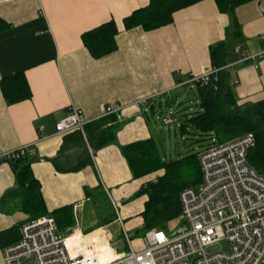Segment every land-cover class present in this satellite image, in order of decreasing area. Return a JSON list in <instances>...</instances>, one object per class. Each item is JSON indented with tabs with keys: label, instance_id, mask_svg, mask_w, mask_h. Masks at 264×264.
<instances>
[{
	"label": "crops",
	"instance_id": "0c3cea01",
	"mask_svg": "<svg viewBox=\"0 0 264 264\" xmlns=\"http://www.w3.org/2000/svg\"><path fill=\"white\" fill-rule=\"evenodd\" d=\"M149 1L0 0V19L10 27L0 33V81L23 73L31 92L30 99L8 104L0 87V157L29 149L26 157L47 212L71 210L73 224L63 237H69L71 248L81 241L93 244L101 261L111 260L114 249L117 253L126 249L124 231L132 240L141 230L140 214L147 198L138 192L163 173L133 177L122 148L154 141L149 113L154 114L161 99L172 92L191 88L187 84L191 77L211 70L210 46L226 39L231 44L236 60L227 64H232L227 71L230 82L237 81L233 89L237 104L264 100V0L235 10L237 36L230 16L219 12L214 0H199L176 11L170 24L156 30L125 29L123 20ZM109 21L116 25V49L94 58L81 36ZM238 46L244 60L234 53ZM71 107L82 111L85 127L95 123L105 127L103 120L114 116L112 124H107L113 141L93 150L85 128L80 136L78 132L56 134L55 124ZM106 107L118 112L104 116ZM40 126L44 127L41 132ZM84 160L89 162L74 171ZM15 188L10 164L1 162L0 234L12 228L20 234V227L28 222L18 200L11 197ZM102 200L110 201L113 214L94 218L91 202L99 207L97 202ZM87 206L89 211L83 212ZM77 213L82 218L76 223ZM5 238H0V264H8L4 249L18 242L7 244ZM132 244L135 247L133 240Z\"/></svg>",
	"mask_w": 264,
	"mask_h": 264
},
{
	"label": "built area",
	"instance_id": "2783aa9c",
	"mask_svg": "<svg viewBox=\"0 0 264 264\" xmlns=\"http://www.w3.org/2000/svg\"><path fill=\"white\" fill-rule=\"evenodd\" d=\"M241 48H234V53L244 60ZM218 71L211 69L202 76H193L187 84L191 88L207 85ZM230 84L234 87L237 81ZM117 112L116 108L106 107L103 115ZM162 122L169 127L177 125L178 119L168 113ZM86 123L82 111L71 107L54 129L58 135L84 134ZM43 129L40 126L38 131ZM254 145L253 135L247 134L222 144L212 141L198 153L199 193L187 188L179 194L181 220L187 225L180 234L169 236L177 226L171 231L151 230L142 238V246L136 248L124 231L126 249L122 253L112 250L114 257L100 263L93 244L81 241L68 249L66 237L57 234L54 219L43 216L20 227V239L4 249V260L8 264H264V175L247 160ZM28 150L8 152L0 157V163L28 155ZM224 243L227 250L223 249Z\"/></svg>",
	"mask_w": 264,
	"mask_h": 264
},
{
	"label": "trees",
	"instance_id": "16d2710c",
	"mask_svg": "<svg viewBox=\"0 0 264 264\" xmlns=\"http://www.w3.org/2000/svg\"><path fill=\"white\" fill-rule=\"evenodd\" d=\"M199 0H150L149 4L123 20L125 29L141 27L144 31L156 30L170 24L172 15L181 9L196 4ZM257 0H214L219 12L230 16L234 35L239 31L234 17L235 10L243 4ZM9 25L0 19V33L9 29ZM117 29L114 21L106 22L81 36L84 47L94 58H102L116 49L115 37ZM211 69L219 71L207 85H195L197 110L176 116L181 125L182 135L186 132L197 136L196 142L204 140L222 144L252 134L255 145L247 153V160L258 173L264 175V100L250 105H238L234 96V87L230 84V72L225 69L227 64L236 60L230 42L226 39L209 48ZM221 69V70H220ZM0 87L8 104H14L31 97L30 89L23 73L1 79ZM188 107H185L187 109ZM114 118V116H113ZM112 117L104 119L105 127L92 124L85 127V135L93 150L103 148L113 141L111 126ZM78 136L79 132L77 133ZM200 138V139H199ZM200 152V151H199ZM189 154L179 159L166 162L161 156L152 139L136 142L122 148V154L135 178L149 176L162 171V175L148 180L140 189L138 196H146L143 211L140 214L144 233L171 231L181 220L179 194L187 188H193L201 182L198 166V153ZM24 155L10 160L16 177V188L12 198L18 200L19 209L32 221L43 216H51L57 228H69L73 224V216L69 208L49 214L46 210L39 182L33 177L30 161ZM89 160H84L74 171L80 170ZM137 196V195H136ZM64 212L65 215H59ZM6 237V243H16L20 239L18 229L12 228L0 234Z\"/></svg>",
	"mask_w": 264,
	"mask_h": 264
},
{
	"label": "rangeland",
	"instance_id": "374dc122",
	"mask_svg": "<svg viewBox=\"0 0 264 264\" xmlns=\"http://www.w3.org/2000/svg\"><path fill=\"white\" fill-rule=\"evenodd\" d=\"M169 96L170 97L162 98L161 106H156L154 114L149 113L148 116L151 126L154 129V143L161 156V159L164 161H172L184 155L195 154L196 152L202 151L204 148L211 144V141L205 138H202L204 140H201L197 143H193V140L198 138L197 136L191 134L181 135L179 129L181 121L179 120L177 125H170L169 127L164 125L162 122V118L168 113H173L175 116H180L187 110H197V107L195 105L198 103V100L196 98L195 86H193V88L183 87L172 92ZM176 98H178L177 102L175 101ZM185 107L188 108L184 110ZM193 191L195 194L199 193V184L193 187ZM109 202L107 200L97 202L99 207H97V205H94L96 201L94 203L91 202L92 215L94 216V218L103 219L104 217L113 214V209ZM89 209L90 206H87L86 208H84L83 212L89 211ZM81 218L82 213H77L74 219L77 223V221H79V219ZM64 230L65 229L63 228L57 229V234L61 237L65 236ZM101 234L103 235L104 233ZM106 234L108 235L109 233L106 232ZM144 235L145 233L143 232V230H140L137 234L134 233L132 240L134 241L136 248H140L142 246V238L144 237ZM86 243L88 242L86 241ZM117 248L120 251L121 246L119 245V247ZM223 249L227 250V246L225 243L223 244ZM115 250L117 251V249ZM211 250H215V248ZM21 261L26 262L23 259Z\"/></svg>",
	"mask_w": 264,
	"mask_h": 264
},
{
	"label": "water",
	"instance_id": "95a60500",
	"mask_svg": "<svg viewBox=\"0 0 264 264\" xmlns=\"http://www.w3.org/2000/svg\"><path fill=\"white\" fill-rule=\"evenodd\" d=\"M186 229H187L186 223L182 222L169 234V236L173 237V236H175L177 234H180V233L184 232Z\"/></svg>",
	"mask_w": 264,
	"mask_h": 264
},
{
	"label": "bare ground",
	"instance_id": "6f19581e",
	"mask_svg": "<svg viewBox=\"0 0 264 264\" xmlns=\"http://www.w3.org/2000/svg\"><path fill=\"white\" fill-rule=\"evenodd\" d=\"M65 244H66V246L68 247V249H71V245H70V243H69V237H67L66 238V240H65ZM81 244V242H79V245ZM74 245V244H73ZM94 250H95V247L93 248ZM94 253H95V251H94ZM96 255V254H95ZM96 257H97V255H96ZM97 259H98V261L100 262V263H104V262H107V261H101L98 257H97Z\"/></svg>",
	"mask_w": 264,
	"mask_h": 264
}]
</instances>
